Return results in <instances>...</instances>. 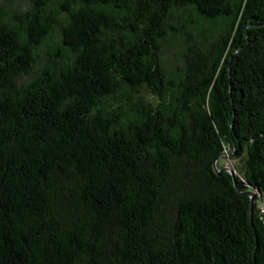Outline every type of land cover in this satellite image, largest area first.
Returning a JSON list of instances; mask_svg holds the SVG:
<instances>
[{
	"label": "trees",
	"instance_id": "trees-1",
	"mask_svg": "<svg viewBox=\"0 0 264 264\" xmlns=\"http://www.w3.org/2000/svg\"><path fill=\"white\" fill-rule=\"evenodd\" d=\"M0 264H264V0L0 13Z\"/></svg>",
	"mask_w": 264,
	"mask_h": 264
},
{
	"label": "rangeland",
	"instance_id": "rangeland-1",
	"mask_svg": "<svg viewBox=\"0 0 264 264\" xmlns=\"http://www.w3.org/2000/svg\"><path fill=\"white\" fill-rule=\"evenodd\" d=\"M28 0H0V13H15L21 9ZM191 19V18H190ZM193 19V18H192ZM58 37H54L49 41V44L54 45L57 41ZM182 41L181 39L169 40L163 43V50H162V59L164 66L167 72L176 69V67L180 64V56L182 53ZM43 53H41L42 56ZM42 68V63H39L36 66L34 73L31 76H22L19 81L25 83L29 81L31 78H34ZM144 95L149 96L146 92H143ZM226 160L224 161L225 166L234 169L236 167L241 168L242 162L238 159H230L228 156L225 157Z\"/></svg>",
	"mask_w": 264,
	"mask_h": 264
},
{
	"label": "water",
	"instance_id": "water-1",
	"mask_svg": "<svg viewBox=\"0 0 264 264\" xmlns=\"http://www.w3.org/2000/svg\"><path fill=\"white\" fill-rule=\"evenodd\" d=\"M225 155H228V154H225ZM237 156L238 155V152H234V153H232V154H229L228 156ZM223 156V155H222ZM215 169H216V171L217 172H219V173H221L222 171H229V172H232L233 171V169H231V168H229V167H227V166H225V167H223L222 169H219L218 167H217V165H216V163H215ZM250 196H251V211H252V203H253V198L256 196V194L255 193H251V194H249Z\"/></svg>",
	"mask_w": 264,
	"mask_h": 264
}]
</instances>
